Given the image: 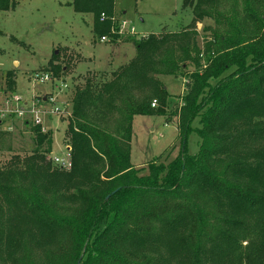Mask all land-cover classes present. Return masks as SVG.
Instances as JSON below:
<instances>
[{
	"label": "trees",
	"instance_id": "trees-1",
	"mask_svg": "<svg viewBox=\"0 0 264 264\" xmlns=\"http://www.w3.org/2000/svg\"><path fill=\"white\" fill-rule=\"evenodd\" d=\"M16 2L0 0V10ZM115 4L71 2L113 39ZM183 6L193 12L187 27L134 39L129 62L75 86L65 133L71 168L53 163V134L41 125L30 153L0 162V264H264V0ZM206 19L215 27H205L201 45L197 24ZM51 64L56 76L65 71ZM162 75L186 80L172 115L182 149L136 168L133 119L166 113ZM6 82L11 91L10 71ZM11 141L0 129V152L13 151Z\"/></svg>",
	"mask_w": 264,
	"mask_h": 264
},
{
	"label": "rangeland",
	"instance_id": "rangeland-1",
	"mask_svg": "<svg viewBox=\"0 0 264 264\" xmlns=\"http://www.w3.org/2000/svg\"><path fill=\"white\" fill-rule=\"evenodd\" d=\"M71 2L17 0L14 8L0 10V91H10L6 82L10 71L15 81L11 92L22 98L21 103L28 102L31 106L35 102L38 109H50L51 104L43 102L47 96L54 97L58 105L71 102L75 86L81 85L89 73L109 76L111 71L135 57L134 39L180 31L193 19L192 9L183 6L184 0H116L115 16L127 21L135 34H123L114 39L108 35L110 40L104 42L93 29L94 15L76 12ZM205 27H215L214 22L206 19L197 24L201 45L210 34ZM53 59L65 67L58 76L51 69ZM43 72L49 73L52 79L38 85L32 75ZM160 79L168 89L170 104L164 115L134 117L131 162L136 168L147 170L154 161L168 162L182 149L178 119L172 115L180 104L179 96L184 93L186 80L174 75H162ZM69 118L53 116L44 123L53 134L50 158L69 159L65 141ZM33 126L20 120L0 125V129L10 128L13 148V151L0 152V162L9 161L15 152L25 155L33 150ZM193 126H199L198 120ZM199 142L196 133L189 134L190 154L198 152Z\"/></svg>",
	"mask_w": 264,
	"mask_h": 264
},
{
	"label": "built area",
	"instance_id": "built-area-1",
	"mask_svg": "<svg viewBox=\"0 0 264 264\" xmlns=\"http://www.w3.org/2000/svg\"><path fill=\"white\" fill-rule=\"evenodd\" d=\"M101 21L105 22L107 19L105 14L101 15ZM113 26L112 33L123 35H133L135 34L134 29L130 27L129 23L125 20H120L117 16L112 18ZM110 38L106 36L101 37V41L108 42ZM33 79L36 83L43 84L49 82L52 77L49 73H35L32 75ZM22 98L20 96L14 95L13 92L8 90L0 91V123L4 124L8 121L20 120L23 122H30L33 125H41L42 131L47 132L44 123L46 119L50 120L53 116H71V102H64L61 105H58L57 101L54 97L48 96L43 102H49L51 104L50 109H38V103L33 102L31 106H29L28 102L21 103ZM21 104V105H20ZM157 106V101H153L152 107ZM38 107V108H37ZM45 119V120H44ZM10 130V128H8ZM69 151V150H68ZM52 161L54 164L61 168L69 169L72 166L71 157L69 153V159H60L58 157H53Z\"/></svg>",
	"mask_w": 264,
	"mask_h": 264
},
{
	"label": "water",
	"instance_id": "water-1",
	"mask_svg": "<svg viewBox=\"0 0 264 264\" xmlns=\"http://www.w3.org/2000/svg\"><path fill=\"white\" fill-rule=\"evenodd\" d=\"M78 264H80V261H79V263Z\"/></svg>",
	"mask_w": 264,
	"mask_h": 264
}]
</instances>
